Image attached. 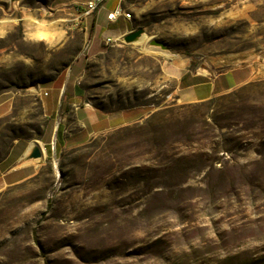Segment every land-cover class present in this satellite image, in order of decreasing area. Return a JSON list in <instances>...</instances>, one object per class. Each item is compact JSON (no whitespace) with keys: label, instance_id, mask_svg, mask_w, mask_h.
<instances>
[{"label":"rangeland","instance_id":"obj_1","mask_svg":"<svg viewBox=\"0 0 264 264\" xmlns=\"http://www.w3.org/2000/svg\"><path fill=\"white\" fill-rule=\"evenodd\" d=\"M82 1L0 0V158L16 140L43 152L27 161L29 176L0 191V264H207L223 248L264 246V232L237 238L231 228L239 216L229 219L203 202L194 213L176 212L182 204L155 196L174 188L172 181H141L144 173L132 168L153 155L146 150L147 129L136 128L150 114L153 125L160 116L179 117L199 138L232 120L233 108L264 115V0H124L131 31L145 35L129 43L122 37L107 43L100 34L112 28L105 9L96 22L100 32L90 30L93 15L85 23L81 16L74 20ZM115 3L108 0L107 7ZM151 39L168 50L147 47ZM172 55L211 74L241 70L252 84L236 99L181 104L168 96L172 83L161 67ZM38 87L48 95H38ZM42 99L53 101L51 113ZM68 102L92 106L99 119L137 105L151 110L72 146L69 134L82 122ZM57 123L56 139L50 132ZM242 139L245 148L220 151V162L239 172L256 161L264 171L258 139ZM187 172L203 186L202 169ZM262 210L249 208V219L263 217Z\"/></svg>","mask_w":264,"mask_h":264},{"label":"trees","instance_id":"obj_2","mask_svg":"<svg viewBox=\"0 0 264 264\" xmlns=\"http://www.w3.org/2000/svg\"><path fill=\"white\" fill-rule=\"evenodd\" d=\"M92 29L93 23L90 27ZM251 84L245 83L219 97L236 99L237 94ZM213 98L207 101H212ZM150 110V107H145L138 116L149 113ZM231 111L232 120H228L224 126L216 125L201 138L187 131L185 123L180 122L179 117L169 122L164 116H160L156 125H153L152 114L148 115L136 128L142 126L147 129L150 137L145 142L146 150L152 151L153 155L140 160L132 168L144 173L141 181L149 177L163 179V185L172 181L171 186L174 188L167 189V192L161 189L155 196L166 194L182 204L183 207L175 208L176 212L194 213L197 203L203 202L204 208L224 213L229 219L239 216V226L237 229L231 228L239 238L248 232H264V171L259 170L261 167L256 161L242 171H234L220 162L218 153L244 149L247 142L242 139L243 134H250L258 139L259 149L256 152L264 157V115H253L242 108H233ZM255 120H261L263 124L257 126ZM203 123L207 124L205 121ZM217 163H220L219 166H216ZM252 166L255 169L247 170ZM194 169L204 171L203 186L191 183L193 177L187 170ZM149 172L153 174L148 175ZM166 179L171 181L167 182ZM254 207L263 209L260 213L263 217L250 220L247 210ZM207 264H264V246H257L256 251L248 248L239 251L223 248L214 258H209Z\"/></svg>","mask_w":264,"mask_h":264},{"label":"crops","instance_id":"obj_3","mask_svg":"<svg viewBox=\"0 0 264 264\" xmlns=\"http://www.w3.org/2000/svg\"><path fill=\"white\" fill-rule=\"evenodd\" d=\"M83 2V1H82ZM108 0H104V8L106 12L112 10L113 7H107ZM99 10L93 14V30L100 32L96 22L99 19ZM77 20L80 14H71ZM106 18V13H105ZM88 18L81 17V22H87ZM108 22V21H107ZM112 27L109 31H101L103 38L117 40L124 34L132 30L130 22L119 19L116 22H108ZM121 24V25H120ZM95 35H93L94 37ZM181 62V63H180ZM161 67L168 82L172 83V90L168 96H172L181 104H192L205 102L215 96L227 93L228 91L247 82L249 76L241 70H230L216 74L202 72L189 67V61L185 57L172 55L161 62ZM44 109L48 112L53 110V101L41 100ZM56 106L60 105L56 100ZM70 109L75 108V114L78 121L82 122V129H77L69 134L72 140V146L84 143L89 136L98 132L100 128L109 127L120 124H130L139 121L145 116V113L138 116L142 112L143 105L126 108L124 112L114 115H108L99 119V114L95 108L86 105H77L72 102L67 103ZM59 123L53 124L51 128V136L57 137ZM57 139V138H56ZM64 138H61L63 140ZM32 142L16 140L10 147L8 153L0 158V191L5 187L15 184L31 174L29 167L31 162H27L25 158L27 149ZM24 154V155H23Z\"/></svg>","mask_w":264,"mask_h":264},{"label":"built area","instance_id":"obj_4","mask_svg":"<svg viewBox=\"0 0 264 264\" xmlns=\"http://www.w3.org/2000/svg\"><path fill=\"white\" fill-rule=\"evenodd\" d=\"M123 1L117 0V5L112 10L106 12V20L108 22H116L119 19L130 20L131 12L121 5ZM103 2L104 0H86L83 3L76 4L74 9L81 17L87 18L92 16L97 10L104 8ZM105 41L108 43L114 40L106 38ZM36 92L38 95H48L46 88L38 87Z\"/></svg>","mask_w":264,"mask_h":264},{"label":"water","instance_id":"obj_5","mask_svg":"<svg viewBox=\"0 0 264 264\" xmlns=\"http://www.w3.org/2000/svg\"><path fill=\"white\" fill-rule=\"evenodd\" d=\"M140 33H143V29H141V28L133 30V31H130L129 33L124 34L122 36V40L124 42H126V43L133 42L132 40L136 36H138ZM147 47L156 48V49H160V50H163V51H167L168 50V48H167V46L165 44H163L159 40H154V39H151V40H149L147 42ZM42 155H43L42 149L39 147V145H37L35 143V145L28 152V154H26L25 158L26 159H37V158L42 157Z\"/></svg>","mask_w":264,"mask_h":264},{"label":"bare ground","instance_id":"obj_6","mask_svg":"<svg viewBox=\"0 0 264 264\" xmlns=\"http://www.w3.org/2000/svg\"><path fill=\"white\" fill-rule=\"evenodd\" d=\"M145 39V35L143 34V33H140L138 36H136L132 41L133 42H141V41H143ZM148 40V39H147ZM181 63V62H180ZM35 145V143L34 142H32L30 145H29V147H28V149H27V152H25L26 154H28V152L32 149V147ZM24 155V154H23ZM27 160H29V159H27Z\"/></svg>","mask_w":264,"mask_h":264}]
</instances>
